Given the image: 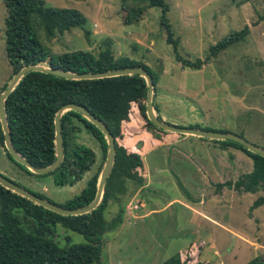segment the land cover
<instances>
[{"label":"rangeland","instance_id":"obj_1","mask_svg":"<svg viewBox=\"0 0 264 264\" xmlns=\"http://www.w3.org/2000/svg\"><path fill=\"white\" fill-rule=\"evenodd\" d=\"M42 1L46 7L75 9L86 20L84 30L70 29L47 38L38 19L32 17L38 41L49 54H96L108 42L114 57L142 63L156 74V93L171 100L164 106L168 118L179 122L177 126H189L181 121L184 118L202 130L226 131L264 149V0H164L168 7L165 18L177 56L192 62L204 61L199 69L181 67L175 61L160 23V10L146 7L145 2ZM130 8L144 11L139 21L124 25L121 22ZM4 18L0 0V90L11 76L4 54ZM244 25L249 33L242 41L206 60L211 46ZM189 138L192 139L183 138L175 147L178 150H171L164 160L150 159L153 155H148L144 159L148 176L145 182L135 186L126 181L123 198L107 201L104 218L108 228L102 236V264H160L179 252L183 260H194L192 264H246L264 252V204L253 207L262 196L261 191H219L220 186L208 174L211 165L200 166L193 152L197 150L198 157L207 155L210 160L215 155L227 159L229 154L217 148L209 152L194 140L196 137ZM76 142L91 149L95 161L72 186H55L51 175H26L6 158L3 143L0 174L55 204H63L78 194L104 163L98 143L86 130L76 135ZM237 153L229 168L235 181L252 169L250 159ZM151 160H156L155 164ZM220 177L226 179L227 175ZM135 203L140 207L134 210L131 206ZM129 204L130 208H125ZM119 208L123 209L122 223L115 226L112 223ZM54 240L59 245L85 242L81 235L59 226ZM191 244L196 246L192 259L185 252Z\"/></svg>","mask_w":264,"mask_h":264},{"label":"trees","instance_id":"obj_2","mask_svg":"<svg viewBox=\"0 0 264 264\" xmlns=\"http://www.w3.org/2000/svg\"><path fill=\"white\" fill-rule=\"evenodd\" d=\"M138 1L145 2L146 7H155L160 10V23L167 35L166 42L172 45L175 53L174 59L180 62L181 67L199 69L205 63L204 61L192 62L177 56L176 44L171 39L172 35L165 18L168 7L164 0ZM1 2L5 9L4 54L11 73L8 81L22 67L29 65H42L73 74L141 68L150 76L153 91L155 90L156 74L142 63L126 57H114L108 42L96 54L72 51L51 55L42 48L32 27L31 18L36 17L44 35L52 38L55 34H63L70 29L84 30L86 20L79 11L46 7L42 0H1ZM143 11L142 8H130L121 23L128 25L139 21ZM248 33L247 25L238 31L229 33L210 47L206 60L215 58L220 52L242 41ZM84 34L87 35L88 32L84 31ZM6 85L7 83L3 85L0 93ZM146 92L145 81L138 75L95 80H66L45 73L29 72L20 78L4 100V113L11 146L32 166L44 168L54 161L53 120L57 110L65 104L81 106L98 120L110 133L115 154L112 168L104 185L101 202L95 209L83 215L56 214L0 186V264H102L100 260L102 236L108 228L104 218L107 201H118L123 198L126 192V181H131L135 186H141L146 180V168L141 155L136 151L127 150L121 144L124 137V124L130 121L134 110L141 120L142 130L154 140L160 142L166 136L173 139L183 136L166 133L147 120L145 115ZM152 105L155 111L153 94ZM156 117L160 120L158 116ZM59 127L62 159L58 166L46 175L52 176L55 186H72L81 180L95 161L93 151L78 144L76 135L82 129L86 130L98 143L102 161L105 159L107 145L100 130L73 110L61 114ZM187 128L199 127L189 125ZM211 141L239 150L250 159L251 171L238 176L236 181L232 184L228 183L227 186H232L240 193L261 191L262 196L255 200L253 207L264 204V158L250 153L231 141ZM0 143H3L1 130ZM4 154L26 175H33L23 166L15 163L5 150ZM100 169L101 166L86 181L78 194L67 199L63 204L56 205L65 209H76L88 205L94 198ZM11 182L18 185L16 182ZM29 192L53 203L42 194ZM122 213L123 209L119 208L113 225L118 226L122 223ZM57 226L81 235L85 242L81 244L67 242L59 245L54 240ZM194 247L196 246L191 244L188 251H185L191 259L194 255ZM182 255L181 252L175 253L160 264H184V262L192 264L195 262L194 260H183ZM196 263L199 264V262ZM203 264L208 263L203 262ZM246 264H264V252L253 257Z\"/></svg>","mask_w":264,"mask_h":264},{"label":"water","instance_id":"obj_3","mask_svg":"<svg viewBox=\"0 0 264 264\" xmlns=\"http://www.w3.org/2000/svg\"><path fill=\"white\" fill-rule=\"evenodd\" d=\"M29 72H40L49 74L58 78L66 79V80H95V79H104V78H112L118 76L125 75H138L141 76L146 84V100H145V115L147 120L153 124L156 128L170 134H178L183 136H193L202 139L215 140V141H231L243 147L245 150L249 151L252 154H256L264 158V149L256 147L243 138L236 136L230 133H223L218 131H208L202 130L200 128H187V127H179L172 124H168L159 120L154 114V109L152 105V94H153V83L150 76L141 68H126L121 70H111L104 71L98 73H82V74H73L64 72L57 69H52L42 65H29L22 67L10 81L7 83L5 89L0 93V130L2 133V142L4 150L7 152L9 157L17 164L23 166L33 175H45L54 170L62 159V144H61V131L59 127V120L62 113L66 111L73 110L79 113L84 119L89 121L92 125L100 130L103 134L107 150L105 154L104 163L100 174L98 176L97 184H96V192L93 200L86 206L76 208V209H65L61 206L53 204L47 200L41 199L24 188L12 183L10 180H7L0 174V186L5 190H8L14 194L23 197L32 203L41 206L42 208L54 212L56 214L62 216H78L89 213L93 209L97 207V205L101 202L102 194L106 179L109 176L110 170L112 168L113 160H114V145L113 139L110 133L106 130V128L96 120L91 114H89L84 108L75 104H65L60 107L53 120V128H54V149H55V159L54 161L47 167L44 168H36L32 166L28 161L22 158L11 146L9 141V134L6 125V118L4 113V100L8 96V94L12 91L14 86L18 83L20 78L29 73Z\"/></svg>","mask_w":264,"mask_h":264},{"label":"crops","instance_id":"obj_4","mask_svg":"<svg viewBox=\"0 0 264 264\" xmlns=\"http://www.w3.org/2000/svg\"><path fill=\"white\" fill-rule=\"evenodd\" d=\"M178 63L180 65V62H178ZM201 66H200V68H201ZM170 101H171L170 99H165L163 96H160L158 93H156V90L153 91V103L156 107L154 114L156 116H158L160 118V120H162L163 122L168 121V122H170L168 124L176 125V124H179V122H177L176 120L169 119L167 112L165 110V108H166L164 106L165 103L168 104ZM181 121L187 125L188 124L191 125L189 123V121L184 119V118H182ZM223 133H228V132L225 131ZM123 134H124V137L121 140V144L127 150L136 151L137 153H139L142 157L143 162H144V159L148 155H150V156L153 155L150 159L162 158L164 160L168 157L171 150H173V151L178 150V149L175 150V147L178 145L179 142H181L183 140V138L187 137V139H192L189 137H193V136H182L181 138H174L173 139V138H170L169 136H166L162 139V141L158 142V141L154 140L148 133H146L145 131L142 130L141 120L139 119V117L137 116V113L134 110L130 116V121L126 122L123 126ZM194 140H197V142L201 146L206 147L209 152L211 151L210 149L213 150L214 148H217L218 151H221L224 153L226 152L229 154V157L227 159H224L222 155H218V156L215 155L216 158H213L214 160L213 159L210 160L209 156H207V155H206V158L198 157L197 150H195L193 152L194 156L199 160L200 166L204 165V167H206L207 165L208 166L211 165L210 166L211 170L208 171V174L212 178L211 181H213V183L216 186H220V188H217V189L219 191L220 190L231 191L232 187H231V189H228L227 184L233 183L235 181V178L233 175V171L231 174H229V168L231 166H233L234 162H235L233 154H235V156H236V153L239 150H236V149L229 147V146H225V147L221 146L217 142H212L211 140H208V139H202V138L196 137ZM189 141H191V140H189ZM210 146L212 148H210ZM154 153H157V155ZM237 154H240V155L245 157V155L241 151H239ZM155 161H152L153 162L152 164H155ZM144 165H145V163H144ZM213 167H215V170L212 169ZM145 168H146V165H145ZM248 172H250V170H248L247 172L241 173L240 175L246 174ZM224 174L227 175L226 179L224 177H220L221 175L223 176ZM146 177H148L147 176V168H146Z\"/></svg>","mask_w":264,"mask_h":264},{"label":"built area","instance_id":"obj_5","mask_svg":"<svg viewBox=\"0 0 264 264\" xmlns=\"http://www.w3.org/2000/svg\"><path fill=\"white\" fill-rule=\"evenodd\" d=\"M137 207H140V204L139 203H135L134 205L131 206L132 209H136ZM125 208L129 209L130 208V204L129 206H125Z\"/></svg>","mask_w":264,"mask_h":264}]
</instances>
